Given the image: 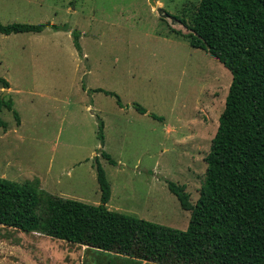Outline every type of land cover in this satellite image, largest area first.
Listing matches in <instances>:
<instances>
[{
	"label": "rangeland",
	"instance_id": "1",
	"mask_svg": "<svg viewBox=\"0 0 264 264\" xmlns=\"http://www.w3.org/2000/svg\"><path fill=\"white\" fill-rule=\"evenodd\" d=\"M156 1L176 16L197 0ZM0 22L50 23L42 32H0V76L10 83L0 84V177L38 179L53 195L99 205L98 156L112 187L110 210L186 230L191 212L167 182L185 184L192 203L198 200L231 71L192 47L183 37L189 27L159 17L149 0H0ZM112 258L0 225V264Z\"/></svg>",
	"mask_w": 264,
	"mask_h": 264
},
{
	"label": "trees",
	"instance_id": "2",
	"mask_svg": "<svg viewBox=\"0 0 264 264\" xmlns=\"http://www.w3.org/2000/svg\"><path fill=\"white\" fill-rule=\"evenodd\" d=\"M176 17L190 29L183 35L190 45L215 56L233 77L198 200L192 203L185 184L167 182L191 212L187 229L110 210L112 187L98 156L99 205L53 195L38 179L22 184L0 177L1 226L113 255L110 264L120 258L130 264H264V0H197ZM49 25L0 22V32H42ZM75 46L81 50L78 32ZM0 84L10 87L2 76ZM95 91L115 95L121 104L115 92ZM1 103L13 108L12 100ZM103 129L101 120L98 137L104 142ZM103 156L116 163L107 152Z\"/></svg>",
	"mask_w": 264,
	"mask_h": 264
},
{
	"label": "water",
	"instance_id": "3",
	"mask_svg": "<svg viewBox=\"0 0 264 264\" xmlns=\"http://www.w3.org/2000/svg\"><path fill=\"white\" fill-rule=\"evenodd\" d=\"M149 3L152 6V8L157 12L159 17L169 20L172 25H176V24L184 25V23L176 16L171 15L164 8L158 6V2L156 0H149Z\"/></svg>",
	"mask_w": 264,
	"mask_h": 264
},
{
	"label": "crops",
	"instance_id": "4",
	"mask_svg": "<svg viewBox=\"0 0 264 264\" xmlns=\"http://www.w3.org/2000/svg\"><path fill=\"white\" fill-rule=\"evenodd\" d=\"M3 227V226H2Z\"/></svg>",
	"mask_w": 264,
	"mask_h": 264
}]
</instances>
